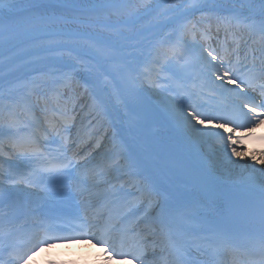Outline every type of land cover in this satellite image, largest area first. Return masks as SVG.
I'll use <instances>...</instances> for the list:
<instances>
[{"label": "snow or ice", "instance_id": "1", "mask_svg": "<svg viewBox=\"0 0 264 264\" xmlns=\"http://www.w3.org/2000/svg\"><path fill=\"white\" fill-rule=\"evenodd\" d=\"M73 242L264 264V0H0V264Z\"/></svg>", "mask_w": 264, "mask_h": 264}, {"label": "bare ground", "instance_id": "2", "mask_svg": "<svg viewBox=\"0 0 264 264\" xmlns=\"http://www.w3.org/2000/svg\"><path fill=\"white\" fill-rule=\"evenodd\" d=\"M149 2L151 3H161L163 4L165 2V0H149ZM206 3L208 4H220V5H229L231 4L232 0H205ZM193 20H196V21H200V20H204L206 19L205 16L201 13H197L193 18ZM203 26V25H201ZM213 27H215V23L213 21ZM167 34V30H165L164 33H162L161 35H166ZM27 70L26 69H22L21 72H20V75H23ZM80 86L84 87V84H80ZM123 115V113H121V116ZM115 127L113 129H111V131H120L123 127L122 125V121H115ZM245 161H241V163H244ZM247 163H253L251 160H248ZM257 167H259V165H257ZM86 243H82V242H73L71 244H61L59 245L60 246H66L67 249L68 247L70 246H80V247H83L81 245H85ZM56 246V245H55ZM89 246V245H87ZM53 248V246H52ZM48 251H51V247L50 248H41L36 254L35 256L33 257V260L29 262V264H36V260H40L41 258L45 257L47 254H48ZM50 253V252H49ZM38 262V261H37ZM124 263V260H120V259H117V258H113L108 264H123Z\"/></svg>", "mask_w": 264, "mask_h": 264}, {"label": "rangeland", "instance_id": "3", "mask_svg": "<svg viewBox=\"0 0 264 264\" xmlns=\"http://www.w3.org/2000/svg\"><path fill=\"white\" fill-rule=\"evenodd\" d=\"M76 83H80V81L78 80ZM76 83H75V85H76Z\"/></svg>", "mask_w": 264, "mask_h": 264}]
</instances>
